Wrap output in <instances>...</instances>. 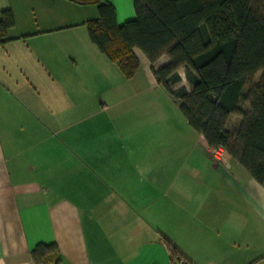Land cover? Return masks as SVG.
<instances>
[{
	"label": "crops",
	"instance_id": "0c3cea01",
	"mask_svg": "<svg viewBox=\"0 0 264 264\" xmlns=\"http://www.w3.org/2000/svg\"><path fill=\"white\" fill-rule=\"evenodd\" d=\"M26 27L0 45V264H45L39 243L58 246L46 264H173L167 241L191 264H264V185L213 158L156 79L167 55L135 48L127 78L83 33Z\"/></svg>",
	"mask_w": 264,
	"mask_h": 264
},
{
	"label": "trees",
	"instance_id": "16d2710c",
	"mask_svg": "<svg viewBox=\"0 0 264 264\" xmlns=\"http://www.w3.org/2000/svg\"><path fill=\"white\" fill-rule=\"evenodd\" d=\"M71 1L97 4L98 17L87 22L90 39L127 78L140 67L135 48L152 62L167 55L170 62L153 71L189 124L264 185V0H134L136 17L122 24L110 1ZM15 23L12 10L4 9L0 44L11 40ZM181 67L191 91L172 89L182 81ZM232 115L241 119L234 129ZM167 244L173 264H191ZM31 254L39 263L61 262L56 243H39Z\"/></svg>",
	"mask_w": 264,
	"mask_h": 264
},
{
	"label": "rangeland",
	"instance_id": "374dc122",
	"mask_svg": "<svg viewBox=\"0 0 264 264\" xmlns=\"http://www.w3.org/2000/svg\"><path fill=\"white\" fill-rule=\"evenodd\" d=\"M4 9L12 10L16 20L14 27L8 30L6 38H10L11 34L15 35V32L23 31L22 29H28L26 26H31L34 29L53 27L55 32L67 31L72 42L82 40L83 33L90 41L87 22L98 17L96 3L80 4L71 0H0V18ZM182 75L184 86L190 88L191 83L185 70ZM238 118V115L233 116L231 129L237 126Z\"/></svg>",
	"mask_w": 264,
	"mask_h": 264
},
{
	"label": "built area",
	"instance_id": "2783aa9c",
	"mask_svg": "<svg viewBox=\"0 0 264 264\" xmlns=\"http://www.w3.org/2000/svg\"><path fill=\"white\" fill-rule=\"evenodd\" d=\"M210 153L212 154L213 158L222 164L228 165L229 164V152L223 145L211 146L209 148Z\"/></svg>",
	"mask_w": 264,
	"mask_h": 264
}]
</instances>
